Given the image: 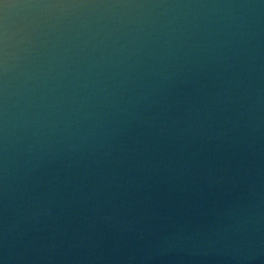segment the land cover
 I'll return each mask as SVG.
<instances>
[{
	"label": "clouds",
	"instance_id": "9594fccd",
	"mask_svg": "<svg viewBox=\"0 0 264 264\" xmlns=\"http://www.w3.org/2000/svg\"><path fill=\"white\" fill-rule=\"evenodd\" d=\"M0 264H264V0H0Z\"/></svg>",
	"mask_w": 264,
	"mask_h": 264
}]
</instances>
